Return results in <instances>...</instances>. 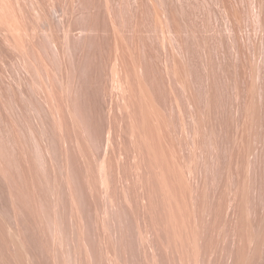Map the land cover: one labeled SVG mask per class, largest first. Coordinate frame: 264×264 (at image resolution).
<instances>
[{
  "label": "rangeland",
  "instance_id": "obj_1",
  "mask_svg": "<svg viewBox=\"0 0 264 264\" xmlns=\"http://www.w3.org/2000/svg\"><path fill=\"white\" fill-rule=\"evenodd\" d=\"M0 264H264V0H0Z\"/></svg>",
  "mask_w": 264,
  "mask_h": 264
}]
</instances>
